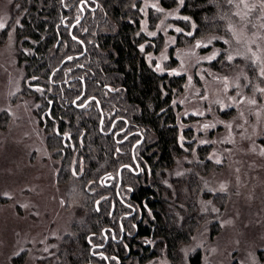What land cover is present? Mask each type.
I'll return each mask as SVG.
<instances>
[{
  "label": "trees",
  "instance_id": "trees-1",
  "mask_svg": "<svg viewBox=\"0 0 264 264\" xmlns=\"http://www.w3.org/2000/svg\"><path fill=\"white\" fill-rule=\"evenodd\" d=\"M76 1L13 0L8 31L18 41V62L26 71V79L35 77V82L41 83L38 88L42 89L41 93L34 91L41 101L40 107L49 106L48 97L53 100L50 114L44 113L43 117L57 126L58 133L65 132L66 137L71 135V148L82 151L84 178H92L99 185L105 175H115L121 161L128 157L125 153H117L112 134L100 131V114L95 103L87 112L65 104L80 94L82 84L86 94L100 100V107L110 121L117 115L125 116L130 124L142 130L146 143L137 147V159L141 165H148V174L134 176L125 171L122 174L123 183L134 187L131 199L140 206L143 221L137 223L134 234L131 219H123L124 231L132 236L118 242L111 240L102 248L105 247L107 256L112 252L118 257L113 256L109 260L111 264H118V261L120 264H148L150 256L156 254L150 248L153 243L157 250L165 247L168 255L177 261L186 245L183 243H188L197 228L210 223V236L218 230L217 209L225 211L230 205L227 188L214 187L217 214H207L211 209L207 213L201 211L200 202L210 195L201 192L202 188L207 184L212 187L216 176L218 181L228 178L222 176L228 167L217 163L218 145L215 152L212 151L216 141L209 136L215 129L210 126L212 131H205L206 138H201L204 131L197 132L194 124L202 118L197 119L198 116L193 117L191 113L184 116L179 103L173 100L183 91L185 75L168 76L151 67L138 48V38H149L148 30L160 20L162 11L149 7L151 25L144 29L141 28L144 15L140 8L143 0H91L96 8L86 11L73 33L86 45L89 60L83 69L79 66L81 58L70 56L72 59H66L67 55L79 50L80 45L60 25L62 20L71 21L79 15ZM99 1L103 3L108 20L98 9ZM159 3L166 6L170 16L167 21L172 24L167 31L173 42L169 45L171 54L208 37L226 35L234 16L232 0H183L182 3L181 0H159ZM159 30L157 37L162 41L166 31ZM215 43L225 45L219 40ZM223 46L209 63L211 68L221 72L231 68ZM63 59L66 60L63 62ZM106 85L110 88H105ZM233 111L234 108L225 109L219 111V115L227 120ZM180 167L181 174L173 173ZM63 171L68 172L67 166ZM226 174L229 176L228 170ZM108 190L101 191L105 198L97 209L93 204L100 197L89 193L85 209L76 214L71 236L63 238L54 256V264H103L101 258L90 255L87 236L91 235L89 241L101 243V227H110L116 235L120 231L117 215L123 206L115 203V211L109 215L113 193L109 194ZM201 250L197 249L190 256V264H201Z\"/></svg>",
  "mask_w": 264,
  "mask_h": 264
},
{
  "label": "rangeland",
  "instance_id": "rangeland-1",
  "mask_svg": "<svg viewBox=\"0 0 264 264\" xmlns=\"http://www.w3.org/2000/svg\"><path fill=\"white\" fill-rule=\"evenodd\" d=\"M143 1L144 29L151 25V7L162 16L148 32L154 33L157 25L170 30L166 6L159 0ZM232 1L234 16L226 35L208 37L173 54L169 37L162 41L152 37L153 43L141 40L150 48V63L156 69L185 75L183 91L174 103H179L184 116L202 118L194 124L197 132L204 131L202 139L205 131H212L210 126L215 129L209 136L216 141L212 151L218 145L217 163L228 167L222 173L228 178L218 181L216 176L212 187L227 188L230 194L225 211L217 209L219 228L213 235L210 223L202 225L183 243L182 258L176 261L163 251L154 257L155 264H190L189 256L197 248L202 249L201 264H264V0ZM12 2L0 0V264H54L63 238L71 236L76 214L100 184L82 176L84 158L82 151L69 146L71 135L58 133L57 126L43 117L50 114V106L40 107L34 94L41 93V83L35 77L26 79L18 62V41L8 31ZM98 9L108 20L101 1ZM216 40L225 45L214 44ZM222 46L231 65L223 72L209 66ZM229 108H234L232 116L222 119L219 111ZM99 126L105 131L108 118ZM176 172L181 174V167ZM200 204L201 211L215 212L208 201Z\"/></svg>",
  "mask_w": 264,
  "mask_h": 264
},
{
  "label": "flooded vegetation",
  "instance_id": "flooded-vegetation-1",
  "mask_svg": "<svg viewBox=\"0 0 264 264\" xmlns=\"http://www.w3.org/2000/svg\"><path fill=\"white\" fill-rule=\"evenodd\" d=\"M70 1V0H69ZM91 0H77V7L79 10V15L72 19L71 21H66V20H62L60 22V25L63 29H66L67 32L69 33L70 37L73 39V37L76 38L73 39L74 41H76L80 47L79 50L77 49V51L74 54H70L67 55L66 59H68L70 56H73L74 59H82V63L81 65H79L81 68H86L85 66L88 65V60L89 57L87 55V49H86V45L85 43L78 37V36H74V29L75 27L78 25V23H80L81 21L77 22L70 30V27L72 26V24L79 18V17H84L86 11H91L94 10L96 8V4L94 6L91 5L90 3ZM141 27L144 28V26L141 25ZM159 29H160V25H158ZM157 27V30L154 32L155 35H147L149 38L148 39H144L142 37H139L138 40V48L141 50V52H143V55L145 57V62L146 64H149L151 67H154V64L150 63V58L151 55H148L149 52L146 51V53L144 52V50L146 48H148V45L143 44V43H153L151 41L152 37H156L158 35V32L160 31ZM75 32H78V29H76ZM166 36V37H165ZM165 36H163V39L168 38L169 33L166 32ZM59 40V39H58ZM57 40V41H58ZM141 40H144V42L142 43ZM139 44H143V46H139ZM159 50L156 52L158 53ZM154 53V52H153ZM81 54V55H80ZM77 55H80L77 57ZM72 59V58H71ZM86 59V60H85ZM156 69V68H155ZM158 70V69H157ZM160 71V70H159ZM162 73H167V75L169 76L170 74H173L171 72H162ZM175 75V74H174ZM83 81V80H82ZM60 84V83H57ZM82 90L80 92L79 95H77L74 99H72L70 102H66L65 104L67 105H72L74 108L76 109H82L84 112H87L90 109V106L95 103L97 110L99 111L100 114V118L101 115L103 116V118H105V114L102 111L100 104L98 106V103H100V100L98 98L95 97V95L92 94H86L85 93V86L84 84H82ZM105 88H107V86H105ZM56 95V94H54ZM67 101V99H65ZM64 100V101H65ZM99 100V101H98ZM53 101V100H52ZM41 104V103H39ZM84 106H81V105ZM47 105L51 106L54 105V103H47ZM108 118V117H107ZM108 122L110 123V126L105 130L102 131V127L99 126L100 131L103 134H112L113 139L115 140L117 146H116V151L117 149L119 151H117V153H125L128 157V159H126L125 161H121L120 165L117 167L116 169V173L114 174H107L104 176V178L107 177V179L103 182H100V185L98 187H95L96 190L92 192V194L95 196L96 194H98V197H100V199L95 200L94 205L95 208H98L99 203L105 198V196L101 193V191L109 189L108 192L109 194H112L111 199H110V212L109 215H112L113 210L115 211V203H119L123 206V210L121 213H119L117 215V222L119 223L120 226V231L118 230V235H116V231L114 232L113 230H111L110 227H101V236H102V241L101 243H93L91 241H89L90 236H87V241L88 244L90 246V255L92 257H99L103 260V264H111L109 263V260L114 256L115 258L117 257L114 253H110V255L106 254V251L104 250V248H102L104 245H108L109 241H121L123 239H126V237L129 238V235L127 231H124V228L122 226V220L123 219H131V225L134 228V234H136V228H137V223L143 221V214H142V210L140 208V206L136 203L133 202L131 199V195L133 192V188L130 184H124L123 183V171L125 172H130L132 173L134 176L137 175H142L143 173H147L148 174V165L143 164L141 165L139 163V149L137 147L144 145L146 143V137L145 134L142 132V130L136 126H133L132 124H130V122L128 121V119L125 116H115L113 119L108 118ZM110 130V131H109ZM123 146V148L121 149V146ZM135 145V147L133 148V146ZM138 149V150H137ZM121 155V154H120ZM141 161V160H140ZM120 167H123L121 169V173H120V179L118 178L117 175V171ZM115 180V184L113 185V181ZM110 187H113L114 190H112ZM201 192H207L210 195L209 196H204V199H202V201H208L211 205H215L213 202V197L216 195L214 192V188L211 187L209 184L205 185L204 188H202ZM213 193V194H212ZM210 213L207 214H211V215H215L216 213V206H215V212L210 210ZM155 243H153L151 245V251L153 253V251L156 253L153 256H150L151 262L149 261L148 264H155V262L157 260H154V257H157L161 254V252H165V254L168 255L167 249L164 247L160 250H157L155 248ZM102 248V249H100ZM199 249V248H197ZM197 249L191 254H194ZM128 253H129V249H127ZM182 250L180 252V256L182 258ZM169 256V255H168ZM191 256V255H190ZM189 256V258H190ZM118 258V257H117ZM202 260V258H201ZM190 263V260H189ZM118 264H120V262L118 261Z\"/></svg>",
  "mask_w": 264,
  "mask_h": 264
},
{
  "label": "water",
  "instance_id": "water-1",
  "mask_svg": "<svg viewBox=\"0 0 264 264\" xmlns=\"http://www.w3.org/2000/svg\"><path fill=\"white\" fill-rule=\"evenodd\" d=\"M81 19H82V16L81 17H79L73 24H72V26L70 27V30H71V28L77 23V22H79V21H81ZM75 40H76V38H75ZM58 43H59V40L56 42V46L58 45ZM81 55V54H80ZM80 55H77V57L78 56H80ZM66 59H63V62L65 61ZM63 62L59 65V66H61L62 64H63ZM99 105V104H98ZM102 119H103V116L101 115V118H100V125H101V123H102ZM110 131V130H109ZM135 147V145L133 146V148ZM123 167H120L119 169H118V171H117V175H118V178L120 179V173H121V169H122Z\"/></svg>",
  "mask_w": 264,
  "mask_h": 264
},
{
  "label": "snow or ice",
  "instance_id": "snow-or-ice-1",
  "mask_svg": "<svg viewBox=\"0 0 264 264\" xmlns=\"http://www.w3.org/2000/svg\"><path fill=\"white\" fill-rule=\"evenodd\" d=\"M183 2V0H181V3ZM186 19V18H185ZM3 25H0V27H2ZM177 31H180V29H177ZM149 35H155V33H149ZM73 39H75V37H73ZM69 59H71V57L69 58ZM229 59H231V57H229ZM157 67H159V66H157ZM261 73H262V75H264V69H262L261 70ZM39 90V89H38ZM110 91H111V89H109ZM262 91H264V90H262ZM252 103H255V101H252ZM81 106H84L83 104L81 105ZM117 151H119L118 149H117Z\"/></svg>",
  "mask_w": 264,
  "mask_h": 264
}]
</instances>
